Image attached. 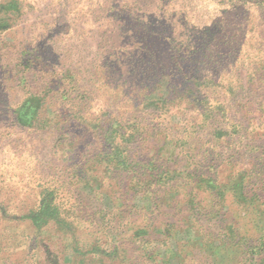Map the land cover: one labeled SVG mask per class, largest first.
<instances>
[{"label": "rangeland", "instance_id": "1", "mask_svg": "<svg viewBox=\"0 0 264 264\" xmlns=\"http://www.w3.org/2000/svg\"><path fill=\"white\" fill-rule=\"evenodd\" d=\"M11 1L0 0V264H264V0H175L184 12L167 68H141L130 88L128 61L106 92L96 66L169 0H99L87 24L78 9L95 0H19L22 15L6 11ZM30 96L38 114L20 125L15 110ZM204 96L208 119L195 103ZM118 116L135 128L136 169L159 173L141 187L137 173L94 165ZM240 172L245 199L227 184ZM201 174L227 185L192 186ZM46 188L72 226L9 222Z\"/></svg>", "mask_w": 264, "mask_h": 264}, {"label": "trees", "instance_id": "2", "mask_svg": "<svg viewBox=\"0 0 264 264\" xmlns=\"http://www.w3.org/2000/svg\"><path fill=\"white\" fill-rule=\"evenodd\" d=\"M87 2V0H83V4ZM97 4H99V0H95ZM161 1V0H160ZM175 0H169L168 3L162 1L158 5H156L149 13H145L139 16L127 29L128 38L119 46L116 50V53L110 55L97 65V69L99 70L97 81L99 82V87L103 92L108 90H112L115 82V73L118 69H121L128 61L131 63V80H130V88L136 87L139 77V71L141 68L146 67L150 68L153 66L157 69L159 75L163 69L167 68L166 61L162 58L165 51L171 50L170 47L171 41L175 38L179 28L182 25L180 22L181 18H176L178 13H183L184 10L181 8L177 11L173 2ZM19 0H12L9 4H7L6 11L14 12L15 14L21 12V7L19 6ZM100 6V4H99ZM102 5L100 8H80L78 9L79 14L83 16L85 19L83 20V24H87L90 19L98 20V13L101 11ZM99 11V12H97ZM88 18V19H86ZM75 34L81 35V32H78L77 27L73 26L72 28ZM129 48H131L132 53H130L129 60L127 59V55ZM26 49H29L27 47ZM33 51V50H32ZM173 55L176 57L178 55L177 52H174ZM126 57V58H125ZM75 60V59H74ZM78 59H76L77 61ZM156 62L153 63V61ZM78 62V61H77ZM25 67L31 68L33 66V61L31 58H28L25 62ZM121 67V68H120ZM66 74V81L70 79V83L74 82L75 73L69 69V72ZM158 78V77H157ZM208 78H205L206 81ZM141 87H144L142 84ZM140 87V88H141ZM154 87H156L154 85ZM133 90L127 91L125 96L129 97V100L132 99ZM141 91H145V89L141 88ZM155 88L148 90L149 94L153 93ZM141 96H144V93H141ZM196 99V96L195 98ZM203 103L204 108V119H208L214 116V112L210 110L212 105L210 104V99L207 96L203 98L195 100V103ZM188 103L189 100H188ZM211 105V106H210ZM206 106V108H205ZM39 104L34 98V96H30L27 98L21 106H18L15 110V118L20 125L31 126L34 122L38 114ZM247 114V113H246ZM80 118H83L82 115H79ZM119 117V116H118ZM75 120V119H74ZM109 127L106 129V132L103 131L104 139L106 140V144L110 147V150H104L99 152L95 158H93L95 167L98 165H103V170L106 169H114L120 172L126 173H137L134 176V188L141 187L145 183H150L151 177H157L159 173L154 174L152 171L147 173L146 171H139L136 169L137 163H134L132 155L129 150H127V144L132 141L135 137V128L130 129L129 125H124L122 121L117 117H114L110 121ZM96 130V129H95ZM226 132H219V137H223ZM85 171V170H84ZM189 182L192 183V186L196 187L204 186V187H212L219 188L220 192L222 190L221 187L226 186L227 184H231L233 189V193L235 197L238 199H245V179L246 175L240 172L237 176H229L230 180L227 184L223 185L222 180H219L218 177H213L208 174L201 175H189ZM88 178L87 173L82 175L80 179ZM160 180L163 176L160 175ZM182 181L181 184L185 185L184 178H180ZM159 180L156 181V183ZM186 186V185H185ZM149 187L152 185L149 184ZM149 191V190H147ZM145 191V193H147ZM10 221H29L33 226L37 229H42L50 224L53 226L57 225L59 228H65L67 226H72L71 222L66 219V215L62 209V204L57 201L55 196V191L50 190L49 188L44 189L41 193L40 199L37 202V205L34 207H28L26 210H15L10 214Z\"/></svg>", "mask_w": 264, "mask_h": 264}]
</instances>
